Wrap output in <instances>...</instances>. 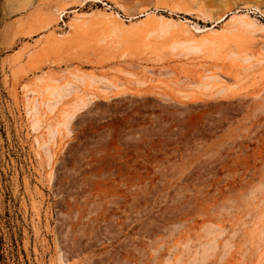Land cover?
<instances>
[{
	"label": "rangeland",
	"instance_id": "1",
	"mask_svg": "<svg viewBox=\"0 0 264 264\" xmlns=\"http://www.w3.org/2000/svg\"><path fill=\"white\" fill-rule=\"evenodd\" d=\"M0 264H264V0H0Z\"/></svg>",
	"mask_w": 264,
	"mask_h": 264
},
{
	"label": "bare ground",
	"instance_id": "2",
	"mask_svg": "<svg viewBox=\"0 0 264 264\" xmlns=\"http://www.w3.org/2000/svg\"><path fill=\"white\" fill-rule=\"evenodd\" d=\"M140 14L143 15V16H145V18H149V17H151V16H155V14H154V12H153L152 10H151V11L147 10V11H145V12H141ZM106 15H107V16H110V17H113L115 20H118L120 23H122V24H124V25L126 24V23H125L126 21H130V22H129V23H130L129 25H130L131 27L136 26V25L138 24V22H133V21H132V19L135 18V15H133L129 20L123 19L118 13L113 12V11L106 12ZM204 17H205V15H204ZM241 18H244V19H245V20L243 21V23H245V25H247V26L251 25L252 22H251L248 18H246L245 15H242ZM159 19L161 20V24L163 25L162 28H164V27H166V26H169L170 24H172V23L175 22L174 19H172V18H165V17H163V16H159ZM76 20L78 21L79 19L77 18ZM162 28H161V30H162ZM214 31H215V30H214ZM215 35H216V34H215ZM215 35H214V36H215ZM214 38H215V37H213V39H214ZM69 114H70V111H66V112H65V115H64V117H63V120L66 119V118L69 116ZM63 120H61L60 122H62Z\"/></svg>",
	"mask_w": 264,
	"mask_h": 264
}]
</instances>
